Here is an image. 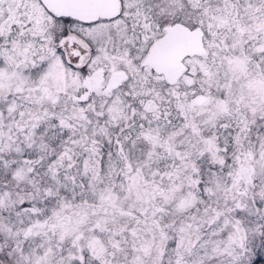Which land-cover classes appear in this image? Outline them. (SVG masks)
Returning a JSON list of instances; mask_svg holds the SVG:
<instances>
[{
	"label": "snow or ice",
	"instance_id": "1",
	"mask_svg": "<svg viewBox=\"0 0 264 264\" xmlns=\"http://www.w3.org/2000/svg\"><path fill=\"white\" fill-rule=\"evenodd\" d=\"M0 264H264V0H0Z\"/></svg>",
	"mask_w": 264,
	"mask_h": 264
}]
</instances>
